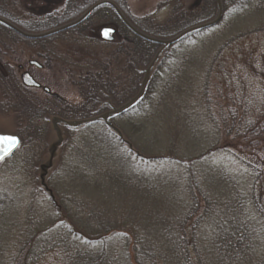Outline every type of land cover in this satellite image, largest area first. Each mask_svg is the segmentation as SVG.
<instances>
[{"label":"trees","instance_id":"16d2710c","mask_svg":"<svg viewBox=\"0 0 264 264\" xmlns=\"http://www.w3.org/2000/svg\"><path fill=\"white\" fill-rule=\"evenodd\" d=\"M101 1L113 3L133 28L158 40L172 39L190 27L213 21L218 15L216 0H168L167 3L179 12L178 21L182 23V25L177 23L175 26L168 27L167 24L159 26L146 20L145 22L138 20L131 14L126 0H66L65 10L56 17L54 23L23 21L1 10L0 17L24 32L37 34L75 21ZM220 3L222 16L216 25L191 33L162 51L150 71L147 89L142 99L125 113L110 120L119 133L101 121L79 127L58 124L62 136L58 147V157L62 149L70 142L69 139H72L68 154V171L71 175H77L80 181L85 182L81 181L85 187L90 184L86 181L101 179L107 182L102 184L112 189L120 185L127 189L129 183H108L117 176L122 178L121 173L113 168L114 162L121 167L122 172L130 174H132L129 172L130 169L149 167L152 164L181 163L182 160L176 155V137L170 139L168 146L163 148L164 150H159L157 155L145 156L124 134V121L130 120L133 128L138 126L136 118L139 116H142L143 123L148 122L146 109L149 104L155 98L162 102L170 98L168 89L173 88L171 85L176 78L168 81L169 76H174L176 71L180 73L182 68L191 70L195 67L196 62L189 58V54H198V48L201 46H207V69L203 78L206 77L207 81L202 87L204 94L201 98L203 105L207 106L209 123L217 132V142L203 156L224 152L250 173L254 181L262 179L264 173V48L254 63L248 61L250 75L242 74L239 67L228 69L226 62L228 55L238 58V52L241 49L245 51V45L252 41V38L261 34L264 39V0H220ZM186 15L191 16L190 20L187 21ZM249 15L261 16L260 24L256 26L251 22L244 24L243 19L246 20ZM94 18L113 20L118 23L123 38L118 44L117 53L125 58L127 68L133 73L135 79L137 80L138 77L141 79L137 90L136 84L132 85L131 92L134 93L135 90L136 92L122 103L124 104L139 91L144 73L161 46L146 42L131 33L118 20L110 6H100L78 26L40 40L23 39L2 26H0V32L14 41H20L29 46L36 44L44 46L66 34L80 31ZM249 56L251 59L252 53H249ZM3 67L0 73V92L14 102L13 109L17 118L24 124L23 130L16 134L21 139V147L28 143H42L47 134L45 123L47 109L34 97L31 92L33 88L23 83V78L18 83L15 81L12 69L6 64ZM110 67L111 65H100L99 71L79 79L76 86L83 100L82 105L71 110L72 113L66 117L52 115L50 119L57 117L67 121L83 120L109 111L114 106L112 89L115 81L110 77ZM249 78L258 83L257 92L252 89L254 84L252 80H248ZM189 80L185 75V84ZM250 88L252 91L249 90ZM45 95L47 96L48 93L45 92ZM94 107H100L97 109L100 111L90 115ZM115 121L121 127L117 126ZM96 126L98 127L95 128ZM76 132H78L77 135ZM95 149L100 152V155L92 154V150ZM201 158L202 156L196 159ZM44 181L46 182L47 178ZM188 183L191 202L188 206V214L179 223L181 244L175 251L171 249L163 251L161 247H151L149 238L136 229L135 223L129 224L123 217L112 220L110 216L117 207L114 202L111 203L106 198L102 199L104 195L98 199L99 204L92 203L88 198L82 205H75L73 209L75 216L69 218L65 214L66 211H62L53 189L49 188V191H45L39 183L44 194L51 201L54 200L52 204L60 219L58 227L55 225L56 230L53 234H50V229L53 230L54 227L32 234L26 233L19 243H12L10 246L12 249L6 255L8 258L5 261H3L5 255L0 248V264L1 260L2 264H37L47 253L52 252L58 254L63 264H119L116 252L107 246L113 238L119 239L118 244L123 245V250H126L128 264H212L211 261L215 264H242L247 261L254 247L257 246L258 237L262 236L261 230L255 227L256 220H253L251 215L252 211L256 210L264 217V209L256 193L252 194L251 203L249 201L246 203L239 192H236V197L233 198L231 195L211 198L208 194L206 196L199 191L192 174L189 176ZM45 184L47 185V182ZM153 186L145 184L147 194L152 191ZM83 193L87 194L85 189ZM66 198L71 202L74 199V197ZM82 207L83 210H81ZM106 210L109 212L106 213ZM79 211L86 212V217L85 220L76 224V219L80 218ZM95 218L103 228L95 229L85 225L88 220L93 221ZM104 223H107L105 227ZM205 224L211 231L210 238L207 239L209 249L200 248L196 244L197 231L205 227ZM118 233L121 235L116 238ZM98 246L100 249L96 250Z\"/></svg>","mask_w":264,"mask_h":264},{"label":"rangeland","instance_id":"374dc122","mask_svg":"<svg viewBox=\"0 0 264 264\" xmlns=\"http://www.w3.org/2000/svg\"><path fill=\"white\" fill-rule=\"evenodd\" d=\"M167 2L168 0H126L131 14L142 22L146 20L159 26L167 24L168 27L177 23L182 25L178 21L179 12ZM65 5L66 0H0L1 11L30 22L54 23L56 17L65 10ZM190 18L191 16L186 15L187 21ZM261 20V16L249 15L243 22L244 24L251 22L256 26ZM105 27L113 29L111 41L101 39L100 31ZM122 38L123 33L118 23L103 18H94L80 31L66 34L44 46L42 44L29 46L14 41L0 32V73L6 64L12 69L18 83L22 81L21 76L27 73L41 85V88H33L31 92L47 109L45 116L47 134L42 143L34 142L25 144L24 147L20 146L11 158L0 165V248L5 255L3 261L8 258L6 255L12 249L10 248L12 243H19L26 233L32 234L54 227L53 230L50 229V234H53L56 230L55 225L58 227L60 219L52 204L54 200L51 201L44 194L39 183L45 191L53 189L62 211H66L65 214L69 218L75 216L73 210L75 205H82L88 198L92 203L99 204L98 199L104 195L102 199L114 202L117 207L110 216L112 220L123 217L129 224L135 223L136 229L149 238V245L153 248L161 247L163 251L168 249L175 251L180 247L179 223L188 214L191 202L188 192L190 174L194 176L199 191L206 196L208 194L212 198L231 195L233 198L236 197V192H239L246 203L248 201L251 203L252 194L255 192L264 209V173L262 179L254 181L250 173L224 152L203 156L217 142V132L209 123L207 106L203 105L201 98L204 94L202 87L207 81L206 77L203 79L207 69V46L199 47L198 54H189V58L196 62L195 67L191 70L182 68L180 73L176 71L174 76H169L168 81L176 78L171 85L173 88L168 89L170 98L163 102L157 98L153 99L146 109L148 122L143 123L142 116H139L136 118L138 126L133 128L130 120L124 121V134L145 156L157 155L159 150H164L163 148L168 146L170 139L176 137V155L182 160L181 163L152 164L155 168L151 165L130 169L132 175L122 172L121 167L114 162L113 168L121 173L122 178L117 176L108 183H129V189L122 185L112 189L102 184L107 182L101 179H90L86 181L90 184L85 187L82 184L85 182L81 180V183L77 175L69 173L67 162L72 139H69L70 142L62 152L60 151L61 155L58 157L59 144L54 148L57 138L50 117L52 115L66 117L72 113L71 110L82 105L83 100L76 83L82 77L99 71L100 65H111L110 77L115 80L112 89L113 107L121 106L136 92L141 79L140 77L135 79L127 68L125 58L117 53ZM263 46L264 39L261 34L252 38V41L245 45V51L241 49L238 52V58L228 55L226 67L228 69L239 67L242 74L250 75L248 64L258 59ZM249 53L253 55L251 59ZM30 61L37 62L41 67L31 66ZM185 75L190 79L186 84ZM248 80H252L254 84L252 89L257 92L258 83L252 78ZM133 84H136L134 93L131 92ZM44 87L50 91L47 96L43 91ZM13 103L0 92L2 134L16 135L24 128V124L17 118L13 109ZM94 108L90 115L100 111L97 110L100 107L95 110ZM115 123L118 124L116 121ZM92 154L100 155V152L95 149L92 150ZM200 156L202 158L197 160L196 158ZM46 178L47 185L44 181ZM146 183L155 185L151 187L152 191L149 194L144 187ZM83 189L87 194L83 193ZM66 197L74 199L72 198L71 202ZM107 212L109 211L106 210ZM85 215L86 212L79 211L80 218L76 219V224L85 220ZM251 215L253 220H256L255 227L261 230L262 236L258 237L257 246L254 247L250 258L242 264L247 262L264 264V217L256 210H253ZM87 222L85 225L95 229L103 228L97 223V218ZM106 225L107 223L103 224L104 227ZM120 235L121 233H118L115 237L119 238ZM196 235L198 236L196 244L200 248L209 249L207 239L210 238L211 231L206 224L205 227L198 229ZM118 243L119 239L113 238L107 246L116 252L119 264H128L127 252L123 250V245ZM99 249L98 246L96 250ZM211 263L215 264L214 261ZM37 264L63 263L58 254L52 252L47 253Z\"/></svg>","mask_w":264,"mask_h":264},{"label":"water","instance_id":"95a60500","mask_svg":"<svg viewBox=\"0 0 264 264\" xmlns=\"http://www.w3.org/2000/svg\"><path fill=\"white\" fill-rule=\"evenodd\" d=\"M217 2V8H218V15L216 17V19H214L211 22L208 23H204L201 25H197V26H193L190 27L184 31H182L181 33H179L178 35H176L174 38L169 39V40H158V39H154L151 38L149 36H146L142 33H140L139 31H137L135 28H133L130 23L127 21V19L124 17V15L122 14V12L118 9V7H116L113 3L109 2V1H101L96 3L95 5H93L91 8H89L86 12H84L78 19H76L75 21L62 25L58 28H54L42 33H37V34H31V33H27L24 32L22 30H20L19 28H17L16 26H14L12 23H10L9 21L3 19L0 17V26L12 31L13 33H15L16 35H18L19 37L26 39V40H40V39H44V38H48L54 35H57L61 32L67 31L69 29H72L76 26H78L79 24H81L82 22H84L91 14L93 11H95L97 8H99L100 6L103 5H108L113 9V12L115 13L116 17L119 19V21L131 32L133 33L135 36H137L138 38L149 42V43H153V44H157L160 45L161 48L160 50L156 53L153 61L151 62V64L148 66V68L146 69L144 76H143V80L141 82V86L139 91L137 92V94L131 98L128 102L122 104L121 106L115 108V107H111V109L101 115L92 117V118H88V119H83V120H74V121H67V120H62L59 119L57 117H53L51 120L52 123V129L54 131V133L56 134V144L54 145V148L62 141V136H61V129L58 127V124H62L66 127H79L82 125H87V124H91L94 122H103L104 124H106L107 127L113 129L114 131L118 132L115 127H113V125L111 124V119L114 117H117L123 113H125L126 111H128L129 109H131L132 107H134L144 96V93L147 89V85H148V81H149V75H150V71L153 68V66L155 65V63L157 62L160 54L162 53V51L170 46L171 44H174L178 41H180L181 39H183L185 36L194 33V32H198L204 29H208L210 27H213L214 25H216L218 23V21L221 19L222 16V7H221V3L220 0H216ZM113 34V29L111 28H102L100 31V36L101 39L104 41H111L112 40V35ZM29 64L31 66H35L37 68H40L41 66L35 62V61H30ZM23 83L28 86V87H33V88H40V85L35 82L27 73H25L23 76ZM43 91L48 93L49 90L47 88H43ZM119 133V132H118ZM4 136H8V137H13L16 139L17 143L15 145H11V144H7L4 143L2 139H0V165L7 160L10 156H12L20 147L21 145V140L18 136L16 135H11V134H2L0 133V138L4 137ZM58 145V146H59ZM57 148V147H56Z\"/></svg>","mask_w":264,"mask_h":264},{"label":"snow or ice","instance_id":"6c2138e0","mask_svg":"<svg viewBox=\"0 0 264 264\" xmlns=\"http://www.w3.org/2000/svg\"><path fill=\"white\" fill-rule=\"evenodd\" d=\"M3 140L4 143L15 145L17 143L16 139L13 137L4 136L0 138Z\"/></svg>","mask_w":264,"mask_h":264}]
</instances>
